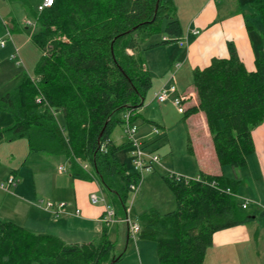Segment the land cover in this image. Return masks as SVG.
Instances as JSON below:
<instances>
[{
  "label": "trees",
  "instance_id": "16d2710c",
  "mask_svg": "<svg viewBox=\"0 0 264 264\" xmlns=\"http://www.w3.org/2000/svg\"><path fill=\"white\" fill-rule=\"evenodd\" d=\"M252 9L261 21L262 43L254 70H246L228 42L227 57L211 58L206 67L193 70L197 104L182 113L184 120L204 114L218 165L232 170L246 165L255 150L252 130L264 122V0H253ZM35 19L39 31L30 40L41 52L36 75L23 74L0 96V111L13 120L0 129V142L25 138L29 155L62 157L73 180L103 188L123 221L139 176L126 172L116 156L121 147L110 134L125 112L135 121L151 87L143 43L160 32L170 37L161 45L182 36L174 2L54 0ZM246 25L253 28L251 22ZM163 179L175 209L151 210L138 222V237L155 243L158 264H202L216 232L264 214L243 211L236 197L239 181L224 174L200 173L194 179L166 174ZM113 247L106 226L96 242L66 244L0 220V264H113L121 259L110 258Z\"/></svg>",
  "mask_w": 264,
  "mask_h": 264
},
{
  "label": "rangeland",
  "instance_id": "374dc122",
  "mask_svg": "<svg viewBox=\"0 0 264 264\" xmlns=\"http://www.w3.org/2000/svg\"><path fill=\"white\" fill-rule=\"evenodd\" d=\"M221 1L216 0L218 3ZM41 2L43 0H25L24 3L13 1L7 3L4 8L0 7V22L2 20L6 22V26L2 25L4 36L1 38H4L6 32L10 31L12 37L11 39L8 38L7 42L12 46L15 44L16 47H19L17 60L9 59V56L13 53L11 51L7 53L3 63L0 65V96L11 91L23 74L28 75L30 78H34L36 75L35 70L40 60L41 52L32 44L30 39L33 34L39 31V27L36 26L35 15L38 13L37 5ZM194 3L196 7L197 2ZM222 3H225L224 0ZM222 3L220 7L224 13L228 8L231 10L236 9L235 3L233 6H225L224 8ZM186 14L189 13L187 12ZM185 17L183 16V18ZM250 20L252 25H254V19ZM27 22L31 24H26ZM172 43L175 44L177 42L173 41L169 44ZM19 60H21V64L18 65L17 61ZM184 69H186V65ZM149 74L151 76V87L146 93L143 106L137 109L138 117L133 123L138 128L137 137L147 130H152L154 127L159 130V134L148 137L145 144V148L148 151L159 157V165L155 166L153 172L145 173L141 183L138 185V190L129 195L127 206L130 208V213L128 217L131 223L134 224L139 222L141 215L151 210L165 214L175 209V200L163 179L164 175L176 174L194 179L199 174L201 166L211 167L213 165L211 164L210 155H207L208 146L211 148L213 145L211 138L208 139L200 132V128L194 120H184V115L180 114L171 103L175 98L184 97L187 101L184 104L182 103L183 108H186L187 104H192L194 95L192 75L187 73V76L185 75L182 78L183 90L170 95L166 102L160 104L155 100L154 95L162 88V84H160L161 77L158 76L162 75L161 71ZM12 122V117L8 112L0 111V129L11 125ZM123 129L124 124H117L110 134V140L115 146L121 147L116 156L125 165L126 172L128 174L136 173L129 156L131 148L127 146L128 140ZM214 165H216L215 161ZM59 167H63L65 171L63 174L59 173ZM239 169L236 170L238 174H243V172H246L245 174L251 173L250 181L253 182L255 180L256 165L254 162L250 161L247 169ZM231 172V167L225 166L222 173L227 177H231ZM14 173L18 183L15 188L11 189V193L23 197V199H25V192L33 194L35 188L47 190L50 187H54L58 189V192L69 190V194L65 192L62 196L71 194L72 181L69 177L67 162L62 157L57 156L29 155L25 138H19L11 142H0V183L5 182L7 176ZM245 176L247 177V175ZM20 190H24V193L20 192ZM11 193H5L0 190V217L9 218L7 221L23 227L25 221L29 220L30 217H34L33 212L37 210L33 209L34 211L30 212L27 209L29 207L20 206L19 204L16 206L15 200L8 199ZM95 193L98 197L103 194L105 199H107L102 187ZM63 203L73 205L71 201ZM98 206H102V204H98ZM55 209L56 207L52 211L55 212ZM64 210H68L70 213L73 212V208L64 207ZM64 216V214H61L57 217L55 215L48 217L55 221L64 218ZM72 224L75 225V223ZM88 227L84 233L73 235L71 242H96L100 235L101 226H98L97 229L93 225ZM127 227V223L120 220H116L106 226L109 240L114 245L110 258L121 257L120 260L113 264H139L137 253L142 251V248L138 251L137 241H141L145 246L144 253L147 262L149 264L152 262V264H158L155 243L140 239L138 234H135L134 237L129 236V239H127Z\"/></svg>",
  "mask_w": 264,
  "mask_h": 264
},
{
  "label": "crops",
  "instance_id": "0c3cea01",
  "mask_svg": "<svg viewBox=\"0 0 264 264\" xmlns=\"http://www.w3.org/2000/svg\"><path fill=\"white\" fill-rule=\"evenodd\" d=\"M222 1L218 3L216 0H173L176 8V18L182 30V36L179 38L182 44L178 40L175 44L161 45L163 41L170 40V37L160 32L150 37L141 46V49L144 50L142 57L146 70L149 73L161 71L162 75L158 76L161 77L160 84H162V87L173 84L177 92L183 90L182 78L185 75L187 76V73L192 75L195 68L206 67L211 58H225L228 56V42L234 45L246 70H254V60L262 49V43L260 38L261 21L259 16L253 13V0H224L225 3H222ZM194 2H197L196 7ZM221 3L223 8L233 6L235 3L236 9L231 10L228 8L224 13L220 7ZM6 4V1L0 0L1 8H4ZM41 4L42 2L37 5V8ZM187 12L189 14H186ZM183 16L186 17L183 18ZM250 19L255 21L252 29H249L246 25V22L252 24ZM5 24L4 20L0 22V38L4 36L2 25L6 26ZM6 35L7 32L5 37ZM13 46L7 42L5 48L0 49V65L7 53L14 50ZM185 65L186 69H184ZM181 70L184 71L180 73ZM192 101V104L187 105L197 104L195 93ZM187 119L194 120L200 128V132L208 139L211 138L202 112L193 114ZM150 131L147 130L138 136L144 146L148 137H151L148 135ZM252 138L255 146L254 153L249 157L251 160L248 159L246 165L240 169H247L248 163L250 161L254 162L256 165L255 180L250 181L251 173L238 174L236 170H232L229 178H235L240 183L236 191L237 200L239 202L242 200L251 201L247 210L260 214L264 212V122L252 130ZM207 150V155H210L211 164L213 165L211 167L201 166L199 174L195 178L200 177V173L207 175L223 174L224 167L221 168L218 165L213 145L211 148L208 146ZM214 161L216 165H214ZM64 172L59 173L63 174ZM70 179L72 182L71 188L69 187L71 189L69 196H62L65 192L69 194V190L58 192L57 188L50 187L47 190L35 188L33 194L25 192V199H23V197L11 193V189L15 188L17 184L10 187L8 191H1L11 193L8 199L15 200L16 206L19 204L20 206L29 207L27 209L30 212H33V209L37 210L33 212L35 216L26 220L23 226L29 231L56 236L66 244L80 243L71 242L73 235L84 233L89 225L96 226V229L101 226L100 233L104 227L101 222L104 213L103 206L91 205L88 200L89 194L96 192L101 186L95 181L73 180L71 177ZM20 192L24 193V190H20ZM40 200L51 201L55 204L71 201L73 205L67 204L64 207L73 208V212L70 213L68 210H64V207H56L55 212L51 209L48 210L38 202ZM75 209L80 210V214L77 216L74 214ZM61 214L65 215L64 218L55 221L48 217L51 215L57 217ZM8 219L0 217V220ZM72 223H75V225ZM129 236L127 228V239H129ZM136 244L139 247L138 251L142 248V251L137 253L139 264H149L144 253V244L141 241H137ZM202 264H264V214L256 215L254 219L244 225L216 232L212 238V245L206 250Z\"/></svg>",
  "mask_w": 264,
  "mask_h": 264
},
{
  "label": "built area",
  "instance_id": "2783aa9c",
  "mask_svg": "<svg viewBox=\"0 0 264 264\" xmlns=\"http://www.w3.org/2000/svg\"><path fill=\"white\" fill-rule=\"evenodd\" d=\"M53 2H54V0H43L42 4L38 6L37 10L40 12L45 8L51 7L53 5ZM26 24L30 25L31 23L27 22ZM8 38L11 39V34L9 31H7V35L5 38H0V49L5 48ZM179 43L182 44V42H180V40H179ZM18 57H19V48L14 46L13 53L9 56V59L10 60H17ZM17 64L18 65L21 64V60L17 61ZM172 79H173V76H172ZM176 92H177L176 87H175V85L172 84L168 87H162L159 92L155 93L154 98L158 103L161 104V103L166 102L168 97L170 95L175 94ZM185 101H187V100H185V98L182 97V98L173 99L171 103L174 107L177 108V111L180 114H182L183 110H184L182 103L184 104ZM121 119H122V124H124L123 132H124L125 136L127 137L129 147L131 148V152L129 155L130 160H131V163H132L137 175L139 176L136 183L131 185V191L133 193H135L139 188L138 185L141 183L143 175L145 173L153 172L155 170V166L159 165V157L157 155H155L153 152L148 151L145 148L142 141L140 140V138L137 137V127L135 126V124L132 121V113L125 112L124 114H122ZM158 134H159V130L156 127H154L149 132L148 135L149 136H153V135L155 136ZM59 172H64L63 167H59ZM174 175L177 179L179 178V175H176V174H174ZM16 184H17V180H16L15 176L10 174L9 176H7L5 182L0 183V190L8 191V189L10 187L15 186ZM236 197H237V195H236ZM88 200H89L91 205L102 204V206L104 208V213H103V216L101 217V222L104 224V226L112 224L117 220V218L115 216L114 208L109 203V201L107 199H105L103 194L101 195V197H98L95 192L90 193L88 196ZM38 202L48 210H50V209L52 210L54 207L62 208L66 205L65 203L55 204L51 201H43V200H40ZM250 204H251V201L242 200V201H240V208L243 211H246L249 208ZM129 213H130V208H127L126 217H125V219H123V221L127 223L130 236L134 237V235L138 234V232H139V225H138V223L137 224L131 223V221L128 217ZM74 214L76 216L79 215L80 210L75 209Z\"/></svg>",
  "mask_w": 264,
  "mask_h": 264
}]
</instances>
